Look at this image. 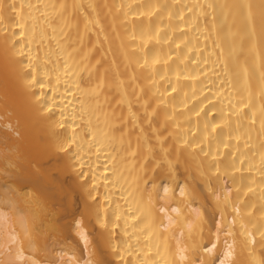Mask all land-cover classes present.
I'll return each instance as SVG.
<instances>
[{"label":"bare ground","instance_id":"6f19581e","mask_svg":"<svg viewBox=\"0 0 264 264\" xmlns=\"http://www.w3.org/2000/svg\"><path fill=\"white\" fill-rule=\"evenodd\" d=\"M0 264H264V0H0Z\"/></svg>","mask_w":264,"mask_h":264},{"label":"rangeland","instance_id":"374dc122","mask_svg":"<svg viewBox=\"0 0 264 264\" xmlns=\"http://www.w3.org/2000/svg\"><path fill=\"white\" fill-rule=\"evenodd\" d=\"M3 180H5V179H3ZM3 180H2V182H3ZM9 211L11 212V210H9ZM9 211H8V212H9ZM79 252H80V254H81V250H80V249H79Z\"/></svg>","mask_w":264,"mask_h":264}]
</instances>
